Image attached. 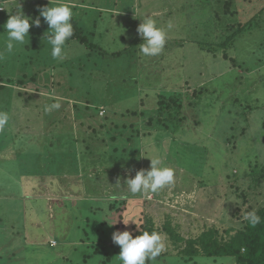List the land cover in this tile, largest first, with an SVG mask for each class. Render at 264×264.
Returning a JSON list of instances; mask_svg holds the SVG:
<instances>
[{
    "label": "rangeland",
    "instance_id": "rangeland-1",
    "mask_svg": "<svg viewBox=\"0 0 264 264\" xmlns=\"http://www.w3.org/2000/svg\"><path fill=\"white\" fill-rule=\"evenodd\" d=\"M38 1L49 6L56 3L22 0L19 10L28 16L35 11L28 10V5ZM68 1L86 8L82 9L86 15L78 11L73 16L80 15L88 38L104 52L99 50V54L95 48L72 41L65 44L64 58L55 60L51 51L43 50L49 46L47 41L34 42L42 50L27 49L34 45L29 36L24 45H17L8 54L4 51L7 33L3 27L8 18L0 17L2 79L29 74V65H24L27 51L35 53L30 55L35 62L48 60L51 63L46 65L52 68L39 74L33 70L36 81L27 79L19 89L22 98L31 97L29 104H24L29 107L18 104L21 117L31 113L26 122L20 118L16 125L23 136L15 137V141L24 150L0 155L20 160L19 154L25 156L38 148L43 151L44 144L61 140L82 152L87 146H102L110 161L102 158V165L97 162L86 171L80 164L68 166V181L48 176L29 182L24 177L23 186H29L26 192L38 198L35 203L20 196L23 188L17 183L13 165L0 168V264H102L97 256L85 258L100 222L105 226L101 230L104 238L97 239L105 240L115 227L120 232L137 230V234L148 217L158 229L170 219L184 240L215 224L241 227L247 212L264 207V178L253 183L250 175L251 169L264 172V32L247 29V21L264 19V0H232V4L229 0ZM16 6L11 2L8 13H17ZM46 6L38 4V17L39 9ZM145 15L157 19L166 16V24L156 22L167 31L168 39L164 51L154 57H144L139 50L142 39L137 28ZM117 22L131 31L113 26ZM92 25L95 27L89 33ZM227 38L233 39L225 42ZM181 41L184 44L178 46ZM199 42L211 44L208 49L215 54L202 51ZM228 42L232 45L225 49L224 57V48L219 46ZM89 74L92 78L86 80ZM4 88L0 91L3 108L8 101L6 94L11 93ZM159 90L181 95L186 121L174 135L168 128L147 126L150 115L157 119L153 111L158 107ZM137 94L142 95L140 100ZM53 99L62 106L60 111H53L59 117L56 127L47 131L48 119L42 113L35 116ZM126 110L144 113L142 117L123 116ZM113 123L118 129L123 123L137 125L135 132L123 129L118 134L111 131ZM13 128L8 125L3 132L8 136ZM55 129L59 134L47 135ZM93 155L97 158V153ZM156 156L175 169L174 185L150 196L128 194L127 199H110L126 193L125 180L134 178L136 171L150 169L148 157ZM15 203L22 208H10ZM162 236L166 250L148 264H187L177 256L185 244L173 246L166 235ZM109 242L113 243L112 237ZM118 248L108 245L111 264H117ZM189 264L232 262L200 259Z\"/></svg>",
    "mask_w": 264,
    "mask_h": 264
},
{
    "label": "trees",
    "instance_id": "trees-1",
    "mask_svg": "<svg viewBox=\"0 0 264 264\" xmlns=\"http://www.w3.org/2000/svg\"><path fill=\"white\" fill-rule=\"evenodd\" d=\"M230 3L232 0H229ZM260 1V0H259ZM206 3V2H205ZM29 4V3H28ZM38 4H41V2H39ZM232 4V3H231ZM43 5H47L44 4ZM205 5V4H204ZM49 6V5H47ZM3 8V7H2ZM15 7H12V9H14ZM4 10L2 12H0V17H7L9 18L10 15H14V14H10L8 13L6 8H3ZM28 10H32L35 9V11L30 12L29 13V18L30 22L35 20L36 18H38L37 14V5H33V4H29L27 7ZM78 8H74L73 12H77ZM264 10V9H263ZM28 14V13H27ZM27 16V17H28ZM225 16V15H224ZM4 17V18H5ZM40 18V25L39 27L36 26H32L29 29V36L30 38H32L31 40H33V44L31 47H27V49L30 50H42L40 49V46L36 43H34L35 41H46L44 40V37L49 35L50 33L47 32L48 31V27H47V23L44 22V19ZM71 23L73 24V28H74V35L68 40L66 41V43L72 42V41H76L80 44H82L85 48L87 49H94L95 51L97 50V52L99 53V50L103 51L99 46L96 45V47L94 46L95 44L93 42H96L95 40H90L88 38V33H87V27L84 23H82V21L80 19H78V17H72ZM264 26V19H262L261 21L256 20L255 23L254 22H248L247 21V29H252L253 31H257V33H261L264 32V30L262 29ZM226 28V27H225ZM222 29L223 31L225 30ZM86 29V30H85ZM89 33L91 32V30H88ZM233 38H227L225 42H227L228 40H232ZM191 43V42H189ZM224 43V42H223ZM220 44L219 47L224 48V57H226V53H225V49L227 50V48H230V44L232 45L231 42L226 43V45L224 44ZM178 46H181L184 44V42L181 41V43H178ZM201 47L202 51L210 53V54H215L213 52V50L208 49L209 45L211 44H206L204 45L203 43L199 42L197 44V46ZM51 49L49 46L44 48L43 50L45 51H51L49 50ZM206 49V51L204 50ZM164 51V50H163ZM104 52V51H103ZM28 56L26 63L24 64L25 66L29 65V69L26 70L29 72L28 75H21L18 76L17 78L14 77L13 79H2L0 77V91L2 89H5L4 87L6 86L8 91H11V93L6 94L5 99H7V105L6 107L4 106V108L1 106L0 107V111H6L9 113L10 115V121H9V126L14 127L12 129V134H5V132H2V134L0 133L1 136L4 137H0V151L2 149L7 148L8 145L12 144L14 145V147H21L22 146L19 143H16L15 141V137H19V136H23L20 135L22 134L20 131L17 132V129H19V126H16L17 123L20 121V118H23L24 121L26 122L29 119V115H31L30 112H28L24 117H21V113H20V109L18 107V104H29V99H31V97H27V98H22V95L20 90L23 88L25 84V80L29 79L31 81H36L37 79V74L39 73H45L47 70L49 71L50 67H48L46 64L48 60L46 62H43L42 64L37 63L33 60L32 57H30L31 54H35L32 53L31 51H27L26 53ZM100 54V53H99ZM170 54H172L170 52ZM47 56L49 54H46ZM169 56V55H168ZM111 57V56H110ZM113 57V56H112ZM115 57V56H114ZM166 57V56H165ZM168 58V57H167ZM56 60V59H55ZM166 60V58H165ZM226 61V60H225ZM51 65H54L51 64ZM37 71V74H33L31 75L32 71ZM47 73V72H46ZM91 77V74H89L86 77V80H89ZM33 84H36V82H33ZM38 84V83H37ZM17 88V90H15ZM20 89V90H19ZM158 95V103H157V108L153 111V113L156 115V118L154 117V115H150L148 122H147V126L149 127H153L156 129H170V133L172 135H174L173 133L175 131H178L179 129H181V125L183 124V122L186 121V117L183 114V103L180 101V97L181 95H179L178 93L175 92H170V91H166V90H159ZM157 93V92H156ZM11 94L13 95V99L12 101H10V97ZM136 94V92H135ZM135 94L133 97H135ZM34 98V97H33ZM52 102H55L57 100L53 99V100H49ZM15 104V105H13ZM76 104L78 105V103L76 102ZM24 106H28L29 105H24ZM42 112H40L39 114H37L35 117H39V115L42 113V116L45 117V119L48 122V130L50 131L52 127H56L57 122H58V116H57V112H51V113H46L44 111V107L42 109H39ZM60 111V110H59ZM30 113V114H29ZM144 112L139 111V110H134V111H130V110H126L125 114H123V116H141L143 115ZM147 113V112H146ZM47 116V117H46ZM49 118H52V120H49ZM164 122H161L163 121ZM153 121H156L155 123H153ZM113 122V121H112ZM21 123V122H20ZM7 125V126H8ZM136 124H126L123 123L122 126H119V129L116 127L115 123H113L111 125L112 129L111 131H117L118 134L123 133V129H127L128 132H135L134 131V127H136ZM139 125V124H138ZM21 126V124H20ZM106 126V125H105ZM43 127V124H41L37 130L38 133H40L41 129ZM163 130V129H162ZM54 131V132H53ZM95 131V130H94ZM53 134L58 133L57 129L52 130L51 131ZM50 132V133H51ZM44 133V132H43ZM43 133L39 134L42 135ZM46 133V132H45ZM95 133V132H93ZM59 134V133H58ZM61 138H63V134L61 133L60 135ZM10 138V141H9ZM132 138L129 137V139ZM59 141H56V143H58ZM69 144L66 143V141H61L58 144L57 147H59V152L63 153V149L68 148ZM97 146V148L95 147V149L91 148L90 146H87V150L84 152H81L82 155L83 154H88L92 160H87V162L83 165V167L86 168H92V167H96L97 162L99 163L98 165H102L100 163V159H105L107 161H110L108 155L109 153L104 152L102 149V146ZM61 149V151H60ZM67 153H71L72 155H75L76 152H66ZM93 153H97V158L93 155ZM72 158L75 160V158L72 156ZM73 164V162L71 163ZM94 164V165H93ZM97 165V166H98ZM72 166V165H71ZM44 174H47L44 173ZM48 175V174H47ZM250 175L253 177V183H257L258 181H261L262 178H264V172H256L253 169H251ZM20 180V179H18ZM259 183V182H258ZM18 188V187H17ZM20 196H22V199H27L26 197H23V194L20 190ZM80 201V200H79ZM28 202V199H27ZM14 207L16 209H21L22 206H20L18 203L12 204L10 208L14 209ZM257 214L261 217V223L257 224L255 227H252L249 225L248 221L245 219L244 222H242L241 227H221L220 225H211V226H207L208 228L204 231L201 230V232H199L198 235H196L194 238H190L189 240H184L181 236H179V234H177V231L174 227L171 226L170 224V219H167L164 224L162 225V227L160 229H158V227H155V223H154V219L151 217H148L145 219V224L142 227L141 231H138L136 234V231L133 232L132 234L135 237L136 235H139L140 232H143L145 230L152 232V231H157L160 234H164L168 237V240L172 243V245L178 247L180 245L185 244L184 249H182L180 252H178L177 256H180L179 258L182 259L184 262H186L187 264L190 263V261L192 263H195L196 261L200 260V259H205V260H216V261H231L232 264H264V207L259 208L257 210ZM104 223L100 222L98 223V228H97V236H93V239L95 240H90V252L89 254L85 255V258H92L93 256H97L100 258L99 263L102 264H111L113 263V259L112 258H107V254L108 252V245L110 249H117V245H115L114 241L109 242L110 238L113 236V233L116 232V227L114 228V230L112 231L110 236H106V238L108 240L103 239L104 236L102 235V228L105 227L103 225ZM105 231V230H104ZM103 237V238H98L97 237ZM110 237V238H109ZM120 249V248H118ZM121 250V249H120ZM117 251V250H116ZM115 258V257H114ZM109 260V261H108Z\"/></svg>",
    "mask_w": 264,
    "mask_h": 264
},
{
    "label": "clouds",
    "instance_id": "clouds-1",
    "mask_svg": "<svg viewBox=\"0 0 264 264\" xmlns=\"http://www.w3.org/2000/svg\"><path fill=\"white\" fill-rule=\"evenodd\" d=\"M51 3V0H50ZM18 11L14 15H10L6 23L3 25L7 38L5 41L4 51L12 54L17 45H24L29 37V29L32 26L39 27L40 18L30 22L19 6ZM40 17L44 18V22L48 25L50 34L44 37L47 44L51 48V57L53 59L62 60L64 58V47L74 35L72 7L67 3H60L54 6H46L39 9ZM142 22L138 25L137 33L142 39L139 45L140 53L144 57H154L162 53L166 45L168 36L167 31L163 27L157 25L156 20L149 15L141 18ZM171 22L168 29L172 28ZM4 58V52H0V60ZM61 103L55 101L44 106L46 113H51L61 108ZM10 115L6 111H0V133H2L9 124ZM150 158V169H141L136 171L133 177L129 176L125 180L127 192L112 195L111 200L127 199L128 194L136 196L137 194L150 196L156 194L165 187L172 186L175 183V169L166 166L159 156ZM245 219L249 225L255 227L261 223V217L256 210H252L245 214ZM107 220L108 219H103ZM124 222V221H123ZM109 225L114 223H110ZM128 224L129 222H124ZM112 239L114 243L120 246V253L116 256L117 264H148L154 262L156 258L166 250L164 238L157 231L149 232L147 230L140 232L135 237L130 231H116L113 233Z\"/></svg>",
    "mask_w": 264,
    "mask_h": 264
},
{
    "label": "crops",
    "instance_id": "crops-1",
    "mask_svg": "<svg viewBox=\"0 0 264 264\" xmlns=\"http://www.w3.org/2000/svg\"><path fill=\"white\" fill-rule=\"evenodd\" d=\"M20 1H22V0H20ZM20 1L19 0H0V4L3 8L10 9L11 2L14 5H16V3H17V5H19ZM63 1L67 2V4H70V6L72 7V10L74 8H78L77 10L79 12L81 11V12H83V14H85V11L82 9H86V8H83V6L77 5L78 3H76V2L68 3L69 2L68 0H63ZM39 2L40 1H38L36 4H33V5H35V6L37 5V7H38ZM53 2H56V3H52L51 6L52 5L54 6L58 3V1H55V0ZM41 3L43 4V2H41ZM80 4L84 5L82 3H80ZM47 5H49V4H47ZM250 5H251V3H250ZM12 11H14V10H12ZM111 11H112V9H111ZM79 12H78V14H79ZM109 14H110V16H112L111 13H109ZM79 16L80 15H74L73 17H78V19H79ZM118 17H120V16H118ZM184 17H185V15H184ZM96 19L97 18H95V20ZM154 19L157 22H161L162 24H166V22H167V21H165L166 16H162L158 19L157 18H154ZM80 20H81V18H80ZM81 21H83V20H81ZM136 21L137 20H134L133 22L136 24ZM135 24H134V29L136 28ZM102 25H107L109 27V24H107V23H103ZM113 26H115L116 28L121 27V30H123V31H127V32L131 31V30H129L130 28L123 26L122 22H117V23L113 24ZM94 27H95V25H92V28H90V30L93 31ZM137 95H138V97L140 96L138 98V100H140L142 95L141 94H137ZM51 129H54V127H52ZM52 134H53L52 132L47 133V135H52ZM53 144H55V143L44 144L42 149H41L43 151L38 150L39 149L38 148L37 151L36 150L32 151V153L25 154V156H24V154H19L18 157L20 160H18L17 157L8 158V156L0 155V161H2V162H0V168L2 170L3 167H7V164L11 163L14 167L13 172H15V175L17 177V183H19V184H22L24 177H26L27 180H30L29 182H34L33 180H38L41 178L45 179L48 176H53V178H57L58 180L61 179L63 181H66V180L68 181L71 174L68 172L69 168H66V167L71 166V165L76 166V165L80 164L81 169H84V171H86V169L83 167V165L87 162L88 159L92 160L90 157L91 155L90 156L88 154L82 155L81 148L77 147V149H76L70 145L68 146V148L63 149V153H62V152L58 151L59 147H57V146L59 143H56V145H53ZM23 150H24L23 147L22 148L21 147H14V145L10 144L7 146V148L2 149L0 151V153L10 152V153L16 154V152L22 153ZM67 150H68V152H71V151L76 152V154L75 155H72L71 153L66 154ZM85 150H87V148H85ZM60 151H61V149H60ZM72 156L75 158V160L72 158ZM3 157H5V159H2ZM72 162H73V164H71ZM50 168H52V169L49 171ZM46 172L48 175L44 174ZM9 173H11V172H8V174ZM57 176H59V177H57ZM18 179L21 180V183L18 181ZM68 185H70V182ZM70 187L72 188V186H70ZM22 188H23L22 189L23 197H26L28 199V202L35 203V199H38V198H36V196H34L33 194H28L26 192L27 188H29V186H27L25 188L22 184ZM35 224L36 223H34V225ZM50 243H51V240H50Z\"/></svg>",
    "mask_w": 264,
    "mask_h": 264
},
{
    "label": "built area",
    "instance_id": "built-area-1",
    "mask_svg": "<svg viewBox=\"0 0 264 264\" xmlns=\"http://www.w3.org/2000/svg\"><path fill=\"white\" fill-rule=\"evenodd\" d=\"M4 9L2 8L1 4H0V12H2Z\"/></svg>",
    "mask_w": 264,
    "mask_h": 264
}]
</instances>
